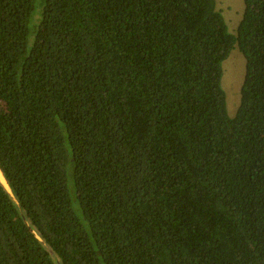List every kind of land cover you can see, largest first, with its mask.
<instances>
[{
	"label": "trees",
	"instance_id": "16d2710c",
	"mask_svg": "<svg viewBox=\"0 0 264 264\" xmlns=\"http://www.w3.org/2000/svg\"><path fill=\"white\" fill-rule=\"evenodd\" d=\"M243 2L231 32L217 0H0V264H264V0Z\"/></svg>",
	"mask_w": 264,
	"mask_h": 264
},
{
	"label": "rangeland",
	"instance_id": "374dc122",
	"mask_svg": "<svg viewBox=\"0 0 264 264\" xmlns=\"http://www.w3.org/2000/svg\"><path fill=\"white\" fill-rule=\"evenodd\" d=\"M218 9L222 12L228 24L229 30L235 32L239 26L243 12V0H217ZM33 44V38L30 45ZM246 63L243 55L234 50L223 64L224 75L222 85L227 93L228 112L234 115L241 103V87L245 77Z\"/></svg>",
	"mask_w": 264,
	"mask_h": 264
},
{
	"label": "bare ground",
	"instance_id": "6f19581e",
	"mask_svg": "<svg viewBox=\"0 0 264 264\" xmlns=\"http://www.w3.org/2000/svg\"><path fill=\"white\" fill-rule=\"evenodd\" d=\"M0 180L5 184V186L8 188V186H7V184H6V180H5V178H4V176H3V174H2V172H1V170H0Z\"/></svg>",
	"mask_w": 264,
	"mask_h": 264
},
{
	"label": "water",
	"instance_id": "95a60500",
	"mask_svg": "<svg viewBox=\"0 0 264 264\" xmlns=\"http://www.w3.org/2000/svg\"><path fill=\"white\" fill-rule=\"evenodd\" d=\"M2 172V171H1ZM3 174V173H2ZM6 180V179H5ZM1 181V180H0ZM1 183L4 185V187L7 189V191L11 194V195H13L12 194V191H11V189H10V187H9V185H8V183H7V181H6V184H7V186H8V188L5 186V184L1 181Z\"/></svg>",
	"mask_w": 264,
	"mask_h": 264
}]
</instances>
